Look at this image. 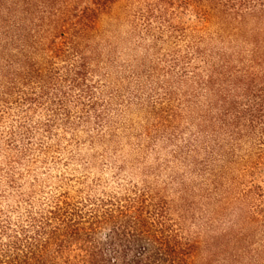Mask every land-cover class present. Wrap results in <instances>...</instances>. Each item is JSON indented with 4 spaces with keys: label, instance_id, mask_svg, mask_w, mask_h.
I'll use <instances>...</instances> for the list:
<instances>
[{
    "label": "trees",
    "instance_id": "obj_1",
    "mask_svg": "<svg viewBox=\"0 0 264 264\" xmlns=\"http://www.w3.org/2000/svg\"><path fill=\"white\" fill-rule=\"evenodd\" d=\"M263 174L264 0H0V264H264Z\"/></svg>",
    "mask_w": 264,
    "mask_h": 264
},
{
    "label": "rangeland",
    "instance_id": "obj_2",
    "mask_svg": "<svg viewBox=\"0 0 264 264\" xmlns=\"http://www.w3.org/2000/svg\"><path fill=\"white\" fill-rule=\"evenodd\" d=\"M249 27H255L256 23L255 22H251L248 25ZM126 37V34L118 33L115 37H110L107 40V46L104 50V57L107 60H113L114 62H116L117 66H111L109 67L108 71L116 78L119 77V73H121V71L119 69L124 68V65L130 63V61L135 58L136 56L139 58H142L144 56L143 51L141 50H135V47H133L131 45V43H125L124 38ZM110 47L112 49H110ZM142 129L139 126V128L137 129L138 132H140ZM123 143H127L130 145H135L137 142H139V139L137 137H124V140H122ZM127 154V153H126ZM133 157V156H132ZM131 157V158H132ZM129 160V157H128ZM154 159L149 160L148 162L151 163L153 162ZM188 170V169H186ZM138 173V171H137ZM264 176V174H263ZM264 182V178L263 181ZM171 198L176 200L177 196L175 194V192L171 193ZM197 213H200V215H207V207L203 206L202 203L197 204Z\"/></svg>",
    "mask_w": 264,
    "mask_h": 264
}]
</instances>
